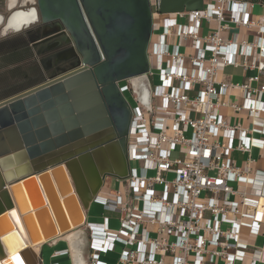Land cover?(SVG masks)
I'll return each instance as SVG.
<instances>
[{"label": "built area", "instance_id": "obj_1", "mask_svg": "<svg viewBox=\"0 0 264 264\" xmlns=\"http://www.w3.org/2000/svg\"><path fill=\"white\" fill-rule=\"evenodd\" d=\"M151 1L155 8L156 0ZM204 7L165 15L155 9L158 27L153 31L157 40L151 38L148 50L150 74L119 83L133 102L131 173L116 180L119 188L94 199L120 219L118 228L110 227L107 217L83 226L91 235L87 264H106L104 256L114 252L117 264H238L248 249L241 242L242 228L258 234L264 223V192L255 191V200L234 185L254 181L251 171L232 159L238 151L253 162V131L230 124L220 112L229 108L261 121L264 25L250 18L249 8L257 7L250 2L214 0ZM205 23L216 29L201 36ZM233 28H256L258 40L224 39L222 33ZM230 66L257 74L246 83L217 82L216 76ZM156 76L159 84L154 83ZM145 83L149 95L143 93ZM233 88L241 90L242 104L224 101ZM68 254L66 250L56 256ZM253 261L264 262V250H255Z\"/></svg>", "mask_w": 264, "mask_h": 264}, {"label": "water", "instance_id": "obj_2", "mask_svg": "<svg viewBox=\"0 0 264 264\" xmlns=\"http://www.w3.org/2000/svg\"><path fill=\"white\" fill-rule=\"evenodd\" d=\"M204 6L156 0L155 9ZM155 9L151 0H36V22L48 31L34 42L37 54L64 37L82 59L65 77L0 104V264H40L28 242L82 228L105 180L129 177L132 109L119 83L150 74ZM23 188L34 191L39 208L22 201Z\"/></svg>", "mask_w": 264, "mask_h": 264}, {"label": "crops", "instance_id": "obj_3", "mask_svg": "<svg viewBox=\"0 0 264 264\" xmlns=\"http://www.w3.org/2000/svg\"><path fill=\"white\" fill-rule=\"evenodd\" d=\"M3 1H5L8 4L9 3L11 4L12 2V0H7V1L3 0ZM213 1L214 0H205V5L210 4ZM33 3H34V0H14L13 5H12L13 7H11L9 10H6L4 8L0 9V31L2 30V33L0 34V47H1V44L6 42V40H11L15 38L17 34L22 33L24 30L30 29L31 26L37 25V22H33L32 23L33 25H29L28 27H24L22 25L20 30H16V29L6 30L5 29L7 21H9L10 17H12L13 14L23 12L24 14L27 15L29 11L34 10V8L32 7ZM249 14L252 20L264 25V7L263 6L249 8ZM203 28H206L207 33L205 35H207L208 33H212L216 29V26L215 24L210 25L208 23H205L203 24L202 29ZM155 29H157V25H155ZM256 31H257L256 28L252 30H248L247 28L245 29L244 28H233L229 32H223L222 36L224 39H228V40L231 38H236L240 42H245V41L256 42L258 40V38L256 37ZM35 45L36 44L32 42L31 39L30 40L26 39L24 43L22 44L23 47H26L27 49L31 50L30 60L31 61L34 60L36 62L35 66L36 68H38V71H39L38 74L43 75L45 77H49L46 73V69L44 65L42 64L41 56L37 54ZM22 46H18V47L22 48ZM17 49L18 48L5 50V48H0V73L3 70L7 71V70H14V69H20V71L22 72V78L18 77L16 81L11 79L10 83L7 84L8 86L15 85L19 81H23V79H28L31 77V74L29 71L30 70L29 68L30 60L29 59L23 58V59H19L13 62H8V61L7 63L5 62L4 58L7 57L8 53L17 51ZM186 53L189 54L191 53V51L186 49ZM252 53L256 56H259L256 50H253ZM245 60L246 58L241 59V61H245ZM261 61L264 62V57L261 58ZM256 74H257V71L255 70H250V69L244 70L240 67L236 68V67L230 66V68L225 69L224 72H221L216 76V81L218 82L223 79H226L227 81L229 82L231 81L236 84L246 83L248 77L256 75ZM45 83L46 82L42 80L39 83L26 86L20 91L13 92L10 95H8V97L7 96L0 97V104L8 102L10 99L24 96V94H27L31 92L32 90L39 88V86ZM262 84H264V75L262 77L261 85ZM252 86L257 88V87H260V84L253 83ZM1 89H2V85L0 83V90ZM263 100H264V96H263ZM224 101L229 104L231 103L242 104L243 99H242L241 90L239 88L231 89L229 94L226 97H224ZM220 112L225 118H227L230 124H240L243 128L245 129L248 128L253 131L250 133L251 134L250 138L252 142H255L256 144V146L252 147L251 149L252 150L251 158L253 159V162L252 163L248 162V159L250 158L249 154H243L238 151L232 154V159H233V163L236 166L241 167L244 171L250 170L251 171L250 178L254 181L253 183H249V184L234 183V185L239 186L242 190H244L248 194V197L253 198L255 200H259V198L255 197L254 194H255V191L257 190L264 192V132L263 134L262 133L260 134L257 131H260V130L264 131V113L263 115L260 116L261 121L258 122L254 118L246 115L245 113L236 114L233 112L232 109H229V108H222ZM105 181H107L106 185L108 186L113 184V181L111 180L106 179ZM107 187L103 188L102 190L103 192H101L102 193L101 195H106L108 193H111V191H113ZM260 203H261L262 208H264V198H262ZM246 221L249 222L250 220L247 219ZM90 222L92 223V221H90L88 217L87 223H90ZM109 225H110V222H109ZM259 229H260L259 233L254 234L251 231V229H248L245 227L242 228L241 242L244 243L245 245H248V249L246 251L244 261L238 264H254L253 256H254L255 250L257 249L260 251L264 250V223L260 225ZM74 234H75V237L73 238V240H69L67 238L68 234H64L55 241L43 243V245H40L37 250L40 256V264H44L43 263L44 262L43 253H44V248L46 246H48L49 248H56V247H59V245L61 244L66 245V247L56 250L51 256L52 259L59 258L60 256L57 257L56 254L59 253L60 251L68 250L69 254L67 256L69 257L70 264H87L89 260V254H90L89 243H90L91 235L90 233H88V230L86 227H82L80 229L75 230ZM114 253H117V252H114ZM114 253H108L106 256H104L103 261L106 262L105 259L109 255L114 254ZM117 263L118 262L116 260L115 264ZM48 264H59V263L53 261ZM106 264L108 263L106 262ZM218 264H223V263L219 262ZM255 264H264V262L260 261Z\"/></svg>", "mask_w": 264, "mask_h": 264}, {"label": "flooded vegetation", "instance_id": "obj_4", "mask_svg": "<svg viewBox=\"0 0 264 264\" xmlns=\"http://www.w3.org/2000/svg\"><path fill=\"white\" fill-rule=\"evenodd\" d=\"M7 1V0H6ZM5 1L0 0V9L4 8L6 10H9L11 7H13L10 3H4ZM26 2V1H25ZM12 3V2H11ZM33 8H36V0H34V3L32 5ZM35 11V10H34ZM40 22V21H39ZM37 23V25L31 26L30 29L24 30L22 33L17 34L15 38L11 40H6L3 44H1L0 48H5V50H10L13 48H18L17 51L8 53L7 57L4 58L5 62H13L19 59L27 58L30 60L31 57V50L27 49L26 47H23L22 44L26 39H31L32 42L38 41V39H41L45 37V33L48 31L43 30L41 25ZM2 33V30L0 31V34ZM57 40L60 41V45L56 46L51 51H45L44 53L40 54L42 59V64L44 65L46 69V73L49 77H45L43 75L38 74V68H36V62L33 60H30V74L31 77L28 79H23V81H19L15 85H7L10 83L11 79L16 81L19 78H22V72L20 69H14V70H3L0 73V83L2 85V89L0 90V97H8L13 92L20 91L24 87L33 85L36 83H39L40 81H45L46 83L55 78H63L67 74H70L73 69L79 63L81 62L80 54L74 51L73 45L70 43H66L64 37H59ZM57 41H54L55 45ZM36 43V42H35ZM18 46H22V48H19ZM44 47V46H43ZM50 47V46H47ZM41 47H38V49ZM12 51V50H11ZM36 51L37 48H36ZM11 76V77H10ZM48 79V80H47ZM143 93L145 95L150 94V89H148L147 84L143 85ZM18 98V97H16ZM15 99V98H13ZM12 100V99H10ZM9 100V101H10ZM8 103V102H6Z\"/></svg>", "mask_w": 264, "mask_h": 264}, {"label": "rangeland", "instance_id": "obj_5", "mask_svg": "<svg viewBox=\"0 0 264 264\" xmlns=\"http://www.w3.org/2000/svg\"><path fill=\"white\" fill-rule=\"evenodd\" d=\"M155 9V8H154ZM161 17H164V16H161ZM160 18V17H159ZM154 19H155V25H157L158 27V24H157V21H158V15H155L154 16ZM162 19V18H161ZM206 28H203L202 31H201V35H205L207 32H206ZM157 40V37L156 36H152V41H156ZM156 64L154 62V59H152V67L155 68ZM155 84H159L160 83V80H159V77L156 76L155 77V81H154ZM192 94H196V93H192ZM126 100L128 102L129 105L133 106V102H132V99L130 97L129 94H126ZM159 102V101H158ZM157 102V103H158ZM147 120H148V117H147ZM131 141H133V139H131ZM176 156V155H175ZM150 175H153L152 173ZM108 180H111L113 181V184L111 185H106L107 184V181H105L104 183V187H107V188H110L111 190H116L119 185L116 184L117 181L116 179L114 178H107ZM169 179H172V175L169 176ZM27 189V194L29 195V202L30 203H33L35 205V208H39L40 207V203L38 202L35 194H34V191L30 188V190L28 188ZM103 192V191H101ZM102 193H100L101 195ZM101 196H104V195H101ZM87 216L89 217V220L92 221L93 223H102L104 222V218H108L109 219V222H110V227L112 228H118L119 227V214L116 213V212H112V211H109V210H105L103 206H100V205H96V204H93L91 207H90V210L88 211V214ZM66 245H59V247H56V248H49L48 246H46L44 248V253H43V263L44 264H48L50 262H57L59 264H70V261H69V257L68 256H64V257H59V258H55V259H52V254L56 251V250H59L61 248H65ZM118 258V253H114V254H111L109 255L105 261L108 263V264H115V261L117 260Z\"/></svg>", "mask_w": 264, "mask_h": 264}, {"label": "bare ground", "instance_id": "obj_6", "mask_svg": "<svg viewBox=\"0 0 264 264\" xmlns=\"http://www.w3.org/2000/svg\"><path fill=\"white\" fill-rule=\"evenodd\" d=\"M13 1L14 0H12L11 5H13ZM36 21H37V12H35L34 10L29 11V13L27 15L24 14L23 12H21V13H15V14L12 15V17H10L9 21H7L6 26H5V29L6 30H9V29H16V30H18V29H21V27H22L23 24H26V23L28 24V23L36 22ZM21 196H22V198H21L22 201L25 204L27 203L28 207H31L32 208L31 203H29V197H28L27 191L24 188L21 191ZM10 220L11 219H9L7 221L8 223L6 222L7 223V226L8 227L10 226V229H11L9 232H11V231H13L15 229V224H11V221ZM5 226H6V224H5ZM5 226H2V227H5ZM74 232H75V230H70L69 232L65 233V234H68L67 235V238L69 240H73V238L75 237ZM44 242H45V239L41 240L40 242H38L36 244H30V242H28L26 246L31 247L34 251H36L38 253L37 250H38L39 246L41 244H43Z\"/></svg>", "mask_w": 264, "mask_h": 264}, {"label": "trees", "instance_id": "obj_7", "mask_svg": "<svg viewBox=\"0 0 264 264\" xmlns=\"http://www.w3.org/2000/svg\"><path fill=\"white\" fill-rule=\"evenodd\" d=\"M240 1H246L255 4L256 6H263L264 7V0H240Z\"/></svg>", "mask_w": 264, "mask_h": 264}, {"label": "snow or ice", "instance_id": "obj_8", "mask_svg": "<svg viewBox=\"0 0 264 264\" xmlns=\"http://www.w3.org/2000/svg\"><path fill=\"white\" fill-rule=\"evenodd\" d=\"M18 264H19V258H17Z\"/></svg>", "mask_w": 264, "mask_h": 264}]
</instances>
